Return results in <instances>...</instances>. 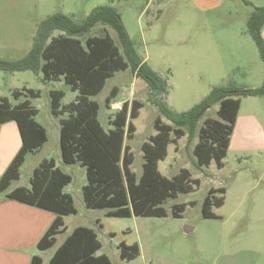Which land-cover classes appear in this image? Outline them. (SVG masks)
Returning <instances> with one entry per match:
<instances>
[{"label":"rangeland","instance_id":"rangeland-1","mask_svg":"<svg viewBox=\"0 0 264 264\" xmlns=\"http://www.w3.org/2000/svg\"><path fill=\"white\" fill-rule=\"evenodd\" d=\"M170 1L156 8L150 6L145 14L147 0H0V58H22L32 47L39 22L53 13L73 15L74 21L81 24L93 8L108 5L120 14L136 53L166 81L167 94L157 98L172 110H191L214 88L262 85L263 63L246 31V22L254 7H264V0H224L222 5L206 11L186 4L187 0ZM101 28L97 25L88 35H98ZM107 30L118 44L116 33ZM261 36L264 40V26ZM22 87L40 91V97L31 102L38 110L37 122L47 130L48 141L36 155L27 157L20 183H26L32 165L42 158H53L72 178L66 191L72 197L76 214L64 216L66 232L57 237L58 244L74 227L85 226L95 229L102 246L100 253H106L111 264H264V96L240 97L221 169L214 162L198 168L193 155L199 129L206 118L217 119L218 104L198 117L192 133L184 127L185 135L179 139L171 134L174 142L159 163V171L171 178L187 169L199 185L191 193L166 200L162 204L166 217L114 218L106 217V210L85 207L84 168L64 164L60 159L59 123L50 114L49 90L64 92L62 104L73 101L76 94L63 83H44L30 71H0V97L13 102L11 91ZM113 87L118 88L116 99L111 101L113 106L115 102L132 100L143 104L138 118L133 120L134 136L125 140L134 156L131 170L139 177L141 145L156 133L155 118L160 116L163 123H170L153 103L146 83L126 70L116 72L92 97L99 105L98 120L104 129L109 128L108 120L114 113L104 105ZM210 188L225 189L223 205L212 208L218 219H204L201 215L202 201ZM190 202L194 204L186 206L181 218L171 216L173 204ZM110 232L114 237L109 236ZM120 242L136 243L143 253L131 261H121ZM52 250L43 254L44 261Z\"/></svg>","mask_w":264,"mask_h":264},{"label":"trees","instance_id":"trees-1","mask_svg":"<svg viewBox=\"0 0 264 264\" xmlns=\"http://www.w3.org/2000/svg\"><path fill=\"white\" fill-rule=\"evenodd\" d=\"M97 25L102 26L98 35H88ZM264 26V7H254L247 18L246 31L254 41L263 63V82L259 88H214L191 110L176 112L165 101L158 99L167 94L166 81L151 70L136 53L120 14L112 6H97L91 10L82 23L73 15L53 13L37 25L31 49L20 59L0 58V71L5 73L30 71L41 73L42 82L60 81L76 93L75 99L65 105L62 90H50V113L60 119L59 149L62 162L77 164L85 170L86 184L82 197L87 209L106 210V217H166L162 204L178 194L191 193L199 185L187 169L167 178L158 168L167 155L168 146L185 135L184 127L192 133L198 117L213 105L218 104L217 119L206 118L199 129V140L193 148L198 168L208 167L212 162L218 169L223 167L230 137L240 108V97L264 96V40L261 30ZM107 28L116 33L118 44ZM55 31L60 34L54 36ZM129 70L142 79L154 97L153 103L170 124L163 123L160 116L154 120L156 133L141 145L142 168L139 177L131 170L133 153L125 140L132 139L136 131L133 120L139 116L142 102H123L108 120L104 129L98 120V103L92 99L104 87L106 81L116 72ZM117 87H113L104 99V105L116 98ZM18 104L12 106L7 97H0V126L14 121L18 127L21 146L0 177V192L5 191L12 181L19 178V169L25 156L40 148L47 141L45 128L35 120L37 109L30 99L40 97V91L31 88L11 91ZM23 100H20L22 99ZM72 178L55 166L53 159L43 160L33 171L30 189L17 188L8 198L34 205L55 214L52 224L38 242L40 250L55 244V237L65 231L63 217L76 214L72 197L62 189ZM224 188H210L201 205L204 219H218L212 208L224 203ZM220 194L221 196H217ZM190 203L173 204L171 216L181 218ZM99 223V222H97ZM101 227V225H100ZM110 233V237H114ZM101 248L97 234L91 228L78 226L56 249L47 264H111L104 254H97ZM119 257L131 261L139 256L136 243L118 244ZM30 264H42L34 256Z\"/></svg>","mask_w":264,"mask_h":264},{"label":"crops","instance_id":"crops-1","mask_svg":"<svg viewBox=\"0 0 264 264\" xmlns=\"http://www.w3.org/2000/svg\"><path fill=\"white\" fill-rule=\"evenodd\" d=\"M223 1L224 0H187L186 4L192 5V7L196 8V9L206 11L208 9L213 10V9L217 8L218 6L222 5ZM170 2H171L170 0H157V4H154L155 0H147V2L145 3V7L143 9V12L146 14L147 9L150 6L152 7V5H154V7L159 6V5L163 6L164 3L167 4ZM247 3L250 5L252 4L250 2H247ZM54 33H53L54 36L58 35V34L55 35ZM37 76L40 79L42 78L41 73L37 74ZM53 82H60V83L64 84L63 80L49 81V82H44V83H53ZM51 90H55V89H51ZM20 100H23V98ZM31 100H33V99H30V103L32 105ZM9 102L12 106L19 103V101H16L14 99H13V102H11L10 100H9ZM122 103L121 102H115L114 106L111 103L110 109L115 112L121 107ZM62 105H65V104H62ZM37 114H38V110H37ZM36 116H35V120H36ZM65 116L66 115H62L60 117H55V118H57V121L59 123V132H60V119L64 118ZM45 130H46V128H45ZM46 133H47V130H46ZM47 141H48V133H47ZM47 141L40 148L36 149L32 153H28L25 156L24 163L22 164V166L19 169V178L15 181H12L5 191L0 192V264H30L31 260L34 256L40 257L42 259V264H47L48 261L50 260V258L52 257V255L54 254V252L56 251V249L63 243L65 238L73 231L74 228L78 227V226L74 227L71 230V232L69 234H67L58 244L57 243V237L64 234L66 232V229H65V231L63 233H61L55 237V244L52 247H50L46 250H40L37 246L38 242L42 238V236L45 234V232L47 231L49 226L52 224V222L55 218V214L48 211V210L36 207L34 205H30V204L18 201L16 199L8 198V194L17 188L23 187L26 189H30V179L32 177V173H33L34 169L43 160L53 159V158H42L39 161H37L34 165H32L30 173L27 174L26 183H20L21 170L26 163L27 157L29 155H32V156L36 155V153H38L40 151V149L47 143ZM230 143H231V141H230ZM20 146H21V139H20V134H19L18 127H17L16 123L14 121H10V122H6V123L2 124L0 126V177L3 174V172L5 171V169L7 168V166L9 165V163L11 162V160L13 159V157L18 152ZM167 151H168V149H167ZM60 159H61V155H60ZM61 161H62V159H61ZM54 162H55V166L58 169H60V167L58 166V163H56L55 160H54ZM160 162H162V161H160ZM75 165H77V164H74L71 166H75ZM84 172H85V170H84ZM68 185H66L62 189L63 193L69 194L66 191V188ZM63 222H64V217H63ZM97 222H99V223H97ZM96 223H97L99 228L102 227L99 219L96 220ZM100 225H101V227H100ZM64 226H65V223H64ZM88 228L93 229L92 227H88ZM185 228H188V227H185ZM93 230L95 231V229H93ZM110 233H113V232H110ZM138 246H139V250L142 254L143 248L140 245H138ZM101 248H102V246H101ZM101 248H100V250H101ZM51 249H53L52 253L49 255L47 260L44 261L43 254L46 253L47 251L51 250ZM100 250L97 252V254H104L108 257V255L106 253H100Z\"/></svg>","mask_w":264,"mask_h":264},{"label":"water","instance_id":"water-1","mask_svg":"<svg viewBox=\"0 0 264 264\" xmlns=\"http://www.w3.org/2000/svg\"><path fill=\"white\" fill-rule=\"evenodd\" d=\"M187 230H189V228H186Z\"/></svg>","mask_w":264,"mask_h":264}]
</instances>
